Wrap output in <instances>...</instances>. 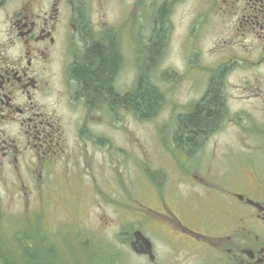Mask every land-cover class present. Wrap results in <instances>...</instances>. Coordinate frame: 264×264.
Masks as SVG:
<instances>
[{"label":"flooded vegetation","instance_id":"af4514ba","mask_svg":"<svg viewBox=\"0 0 264 264\" xmlns=\"http://www.w3.org/2000/svg\"><path fill=\"white\" fill-rule=\"evenodd\" d=\"M170 1L174 7L183 0ZM167 2L160 0L157 7L161 19ZM201 2L193 20L217 15L229 38L223 43L238 55L214 65H264V0ZM113 28L101 25L87 0H0V178L11 175L23 197L42 199L58 187L72 198L88 192L94 200L112 198L115 189L125 193V147L117 146L113 135L119 128L114 115L125 117L124 86L120 91L116 84L123 69L121 49ZM205 28L198 33L195 27L183 37L190 46L185 59L196 55L191 65H207L192 49ZM98 45L114 50L115 69L82 61ZM83 68H92L94 76L85 81ZM222 73L203 79L199 94L173 100L170 142L176 149H199L220 129L227 114ZM214 90L217 94H209ZM211 95L216 116L210 125L205 110ZM159 97L161 104L160 91ZM115 149L120 157L115 158ZM182 165L176 178L149 179L151 189L138 203L130 199L139 208L127 218L135 223L125 237L129 252L147 264L191 259L196 264H264V198L193 174V160L172 159L173 168ZM179 183L188 185L180 189ZM191 202L197 205L189 207ZM136 231L151 242L153 260L132 249Z\"/></svg>","mask_w":264,"mask_h":264},{"label":"rangeland","instance_id":"374dc122","mask_svg":"<svg viewBox=\"0 0 264 264\" xmlns=\"http://www.w3.org/2000/svg\"><path fill=\"white\" fill-rule=\"evenodd\" d=\"M201 1L183 0L172 7L168 0L158 26L155 17L160 0H87L88 10L101 25L108 22L115 29L123 66L116 84L121 85L120 91L124 86L126 96L137 87L146 67L149 44L160 27L162 42L153 64L146 67L144 83L161 92V104L148 118H139L128 106L125 117L114 115V126L119 127L113 131L115 144L125 147V193L115 189L112 198L94 200L88 192L72 198L58 187L42 199L25 198L11 175L0 178V255H13L17 263L33 264V258L29 262L22 259V245L26 247L27 241L32 244L34 240L40 249L51 247V251L40 252L39 256L53 259L56 264H147L134 257L125 243L127 233L135 226L127 218L133 219L138 201L151 189L149 179L158 183L161 177L172 179L183 173L184 165L173 168L172 159L193 160V174L221 179L236 191L264 198V65H214L221 58L238 55L232 52L234 47L223 43L229 38L222 31L225 22L217 15L193 20L198 17ZM195 27L198 33L206 30L192 47L201 53L207 64L202 65L204 69L191 65L194 53L189 61L185 59L190 46L183 43V37ZM219 70L223 72L222 93L227 104L220 129L209 135L199 149H176L170 142L173 100L199 94L202 80L216 77ZM117 152L115 158L121 156V151ZM185 185L188 184L179 183V188ZM193 205L197 204L191 202L189 207ZM125 206H130V213L125 212ZM52 251H56L54 256ZM184 264L196 262L191 259Z\"/></svg>","mask_w":264,"mask_h":264},{"label":"trees","instance_id":"16d2710c","mask_svg":"<svg viewBox=\"0 0 264 264\" xmlns=\"http://www.w3.org/2000/svg\"><path fill=\"white\" fill-rule=\"evenodd\" d=\"M157 17H155V25L161 26L162 21L161 18L158 17V13L156 15ZM157 18V19H156ZM160 27H157V32L156 33V38L151 40L150 44H149V49H148V56H147V61L144 64L146 67L150 66L153 64L154 62V56L156 55L160 43L162 42V37L161 35L163 34L162 32H160ZM159 35V36H158ZM82 61H88L91 63H95V65H104L105 67H109L115 69V65H116V55L114 50L110 47H100L99 45L91 48L87 51V54L85 56V58ZM146 67L145 69L142 71V74L139 75V82L137 84V87L134 89L133 93L130 95H125V106H128L131 111H133L135 113L136 116H138L139 118H148L152 115L155 114L156 112V108L157 105L159 104V91L155 88L150 86L149 84L146 85V83H144L145 80V71H146ZM87 68V67H86ZM84 69V75H81L83 79H85V81L89 80L90 78H92V76H94L92 74V68L91 70H85ZM217 87V85L215 84L214 87ZM209 94H217V92L211 91ZM215 98V96L211 95L210 97V105L207 106V109L205 111H207V115L209 116V124L211 125L212 120L215 118L216 113H215V107L212 105V101ZM198 120L200 119L197 118ZM196 117H193V120H197ZM193 150V149H192ZM190 151V150H189ZM26 247L22 245V250H23V260H27V262L31 261V259L33 258V264H49V263H55L53 259H49V260H45L43 258V256H39L40 252H44V251H51V247L50 248H46L44 247V250L40 249V247L38 245L34 244V240L33 243L31 244L30 242H26ZM21 246V245H20ZM56 251H52L51 255H55ZM58 258V257H57ZM18 258H16L13 255H0V264H20L17 263L15 261H17ZM46 261H44V260ZM23 264V263H22ZM56 264V263H55Z\"/></svg>","mask_w":264,"mask_h":264},{"label":"water","instance_id":"95a60500","mask_svg":"<svg viewBox=\"0 0 264 264\" xmlns=\"http://www.w3.org/2000/svg\"><path fill=\"white\" fill-rule=\"evenodd\" d=\"M256 204V203H254ZM135 239L131 243V247L137 253H146L150 255V259L153 260L154 256L151 251V242L140 231L134 233Z\"/></svg>","mask_w":264,"mask_h":264}]
</instances>
